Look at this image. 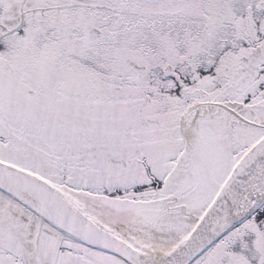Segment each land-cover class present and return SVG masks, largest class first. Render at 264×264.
<instances>
[{"label":"snow or ice","instance_id":"snow-or-ice-1","mask_svg":"<svg viewBox=\"0 0 264 264\" xmlns=\"http://www.w3.org/2000/svg\"><path fill=\"white\" fill-rule=\"evenodd\" d=\"M0 264H264V0H0Z\"/></svg>","mask_w":264,"mask_h":264}]
</instances>
